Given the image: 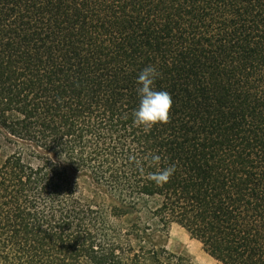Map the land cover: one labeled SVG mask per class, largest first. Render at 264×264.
<instances>
[{"label":"trees","instance_id":"16d2710c","mask_svg":"<svg viewBox=\"0 0 264 264\" xmlns=\"http://www.w3.org/2000/svg\"><path fill=\"white\" fill-rule=\"evenodd\" d=\"M149 65L173 103L145 131ZM7 147L0 264H193L164 246L173 222L264 264V0H0Z\"/></svg>","mask_w":264,"mask_h":264},{"label":"clouds","instance_id":"9594fccd","mask_svg":"<svg viewBox=\"0 0 264 264\" xmlns=\"http://www.w3.org/2000/svg\"><path fill=\"white\" fill-rule=\"evenodd\" d=\"M161 74L153 65L144 67L136 78L137 95L139 104L133 110L132 122L136 127H142L145 131L150 130L157 124H166L170 119V111L172 108V97L165 90H156L154 83ZM162 160L159 154H150V164L153 166L160 165ZM176 165L172 164L167 167L160 168L149 178L157 185L168 182L170 177L175 173Z\"/></svg>","mask_w":264,"mask_h":264},{"label":"rangeland","instance_id":"374dc122","mask_svg":"<svg viewBox=\"0 0 264 264\" xmlns=\"http://www.w3.org/2000/svg\"><path fill=\"white\" fill-rule=\"evenodd\" d=\"M9 148H3L0 152L1 156H5ZM164 246L169 252L185 256L193 264H222L208 255L202 244L192 238L183 227L175 222L169 227L168 235L164 238Z\"/></svg>","mask_w":264,"mask_h":264}]
</instances>
